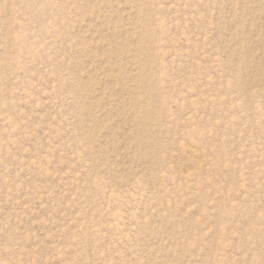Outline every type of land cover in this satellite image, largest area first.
Masks as SVG:
<instances>
[{"label": "rangeland", "instance_id": "1", "mask_svg": "<svg viewBox=\"0 0 264 264\" xmlns=\"http://www.w3.org/2000/svg\"><path fill=\"white\" fill-rule=\"evenodd\" d=\"M0 264H264V0H0Z\"/></svg>", "mask_w": 264, "mask_h": 264}]
</instances>
